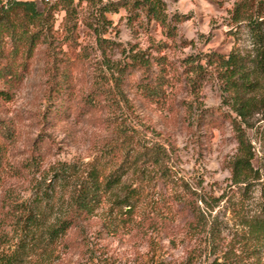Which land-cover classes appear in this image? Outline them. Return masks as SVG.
I'll return each mask as SVG.
<instances>
[{
  "label": "rangeland",
  "instance_id": "374dc122",
  "mask_svg": "<svg viewBox=\"0 0 264 264\" xmlns=\"http://www.w3.org/2000/svg\"><path fill=\"white\" fill-rule=\"evenodd\" d=\"M35 1L39 8L51 2ZM120 1L74 0L78 40L86 46L87 55L71 75L74 98L70 102L78 110L86 94L98 87L112 92L111 101L105 98V92L94 108L82 107L81 112L69 113L66 119L54 122L47 119L48 98L62 76L54 70L45 44L39 46L17 86L11 88L0 81V90L10 95L9 99L0 97V131L7 132L0 137V255L15 248L29 226L24 218L28 211L44 225L60 216L71 184L105 141L116 136L119 127L136 134L140 142L159 144L167 150L170 145L174 147L176 155L167 164L192 189L224 194L212 211L223 234L230 237L236 232L234 204L244 202L245 210L255 209L258 185L247 195L242 194V188L228 187L227 162L236 152L237 140L229 117L217 112L220 109L231 115L223 102L222 83L215 67L205 58L211 52L227 54L238 44L249 48L247 28L231 18L237 0H162L168 20L172 19L175 26L173 39H168L142 10H132L130 5L118 4ZM63 15V10L55 13V28ZM97 35L113 42L114 48L102 53ZM162 43L167 47L160 54L172 67L167 75L170 84L165 101H143L133 85L140 75L136 72L121 86L129 101L125 103L112 80L115 65L125 63L126 56L138 50L155 55L154 46ZM198 62L203 79L200 88L193 91L188 77H194L197 70L193 68ZM151 70L157 73L155 66ZM248 126L245 132L253 146V164L259 166V182H263L264 117L254 114ZM156 191L164 201L170 197V186L163 181H158ZM98 228V216L72 227L40 264H147L149 258L184 256L179 235L174 242L178 247H174L166 237L142 239L131 233L98 238Z\"/></svg>",
  "mask_w": 264,
  "mask_h": 264
},
{
  "label": "trees",
  "instance_id": "16d2710c",
  "mask_svg": "<svg viewBox=\"0 0 264 264\" xmlns=\"http://www.w3.org/2000/svg\"><path fill=\"white\" fill-rule=\"evenodd\" d=\"M118 4L130 5L132 10L139 8L168 39L175 38V26L172 19L168 20L162 0H121ZM60 10L64 15L55 28V13ZM74 17V0H51L42 8L35 0H0V81L11 88L17 86L37 49L45 44L54 70L62 76L48 98L50 106L45 116L53 122L66 119L69 113L81 112L82 107L94 108L100 102V94L106 92L101 87L90 90L78 110L70 102L74 98L71 75L87 55L86 46L78 40ZM231 18L247 28L249 48L238 44L227 54L211 52L205 58L207 64L215 67L222 83L223 102L231 115L220 109L217 112L229 117L237 140L236 152L227 162L228 187L242 188V194L247 195L255 185L259 186V200L252 212L245 210L244 202L232 206L237 218L236 232L230 237L223 234L217 216L212 215L224 194L203 192V188L199 193L173 174L167 163L176 155L174 147L170 145L167 150L159 144L140 142L136 134L119 127L116 136L105 141L71 184L58 218L44 225L31 211L25 214L29 226L15 248L0 255V264H40L64 241L72 227H80L81 222L96 216L98 238L132 233L142 239L170 238L174 247H183L182 257L149 258L147 264H264V181L259 182V166L253 164L255 154L245 132V127H251L248 125L254 114L264 117V0H237ZM97 47L105 53L114 48V43L97 35ZM166 47V43L156 44L155 55L149 50L131 52L125 63L115 65L112 80L125 103L129 101L121 86L136 72L140 75L133 85L141 99L157 104L165 101L170 84L167 75L172 70L166 56L160 54ZM153 66L157 68L155 74L151 73ZM193 70H197L196 74L188 80L193 91H197L203 79L202 65L198 62ZM7 94V90H0V97L9 99ZM105 95L111 101L112 92L108 90ZM6 134L0 131V137ZM158 181L170 186L166 201L156 191ZM178 235L181 238L175 244Z\"/></svg>",
  "mask_w": 264,
  "mask_h": 264
}]
</instances>
